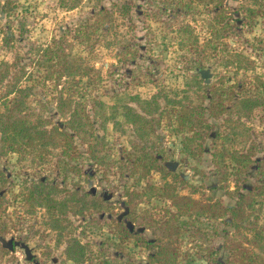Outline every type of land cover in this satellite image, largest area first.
<instances>
[{
    "label": "rangeland",
    "instance_id": "obj_1",
    "mask_svg": "<svg viewBox=\"0 0 264 264\" xmlns=\"http://www.w3.org/2000/svg\"><path fill=\"white\" fill-rule=\"evenodd\" d=\"M5 1L0 0V9ZM10 1V8L4 14L0 11V60L10 62L22 56L21 61L28 64L33 79L24 84L34 85L29 102L38 112L64 126L65 116L56 108L55 87L50 82L43 84L42 71L33 65V47H43L70 32L73 53L95 69L70 89L92 116L101 159H91L89 144L79 137H75L80 151L76 158L64 159L55 149L47 157L25 161H18L16 154L0 153V225L7 227L0 240L7 245L15 241L0 264H76L66 255L67 241L72 237L86 249L84 264H149L152 252L133 239L123 240L115 227L127 212V190L139 195L131 203L135 219H125V223L149 240L158 238L161 231L156 228L154 233L148 224L157 227L166 217V209L174 211L169 201L157 196L156 189L146 188L147 182L158 186L171 176L165 178L152 170L133 185L128 175L130 158L134 153L139 155L143 143L148 149L153 147L167 169L179 177L181 194L232 206L235 195L254 185L261 187L250 211L251 223L239 232L229 224L228 216H201L193 223L190 217L181 216L177 222L181 231L172 236L178 253L175 264H233L236 257L225 246L226 233H235V239L243 245H247V237L264 246V167L259 172L255 161L264 160V106L240 110L235 104L239 98L254 97L264 105V0H226V12L232 18L226 32L221 30L223 23L213 21L209 8L200 5L175 12L174 4L164 5L171 0H129L132 9L127 14L118 10L124 0ZM102 6L113 12L100 36L77 43L71 37L74 30L92 19ZM185 22L194 28L202 45L209 41L211 51L205 55L203 67L209 71L208 82L201 75L197 78L201 83L194 80V70L189 69L190 53L177 48L176 29ZM6 32L13 36L8 43L2 40ZM223 42L230 54L223 50ZM227 58L232 62L228 66ZM211 87H222L226 111L218 118L209 117L206 111L211 129L207 133L201 129L204 139L185 140L191 132L176 130L178 110L190 103H202L207 108ZM153 93L160 95L159 108L152 114L153 133L141 139L123 114L124 106L141 113L134 99H148ZM93 99L102 101L103 109L91 108ZM249 150L254 161L245 167L227 154ZM39 179L61 187L58 198L67 201L69 212L52 216L29 203L24 185ZM84 192H88L86 199H106L98 204L101 211L93 212L89 206L83 214L75 213L84 207L79 201ZM56 217L60 219L58 224L53 221ZM247 246L264 258L263 250Z\"/></svg>",
    "mask_w": 264,
    "mask_h": 264
},
{
    "label": "trees",
    "instance_id": "obj_2",
    "mask_svg": "<svg viewBox=\"0 0 264 264\" xmlns=\"http://www.w3.org/2000/svg\"><path fill=\"white\" fill-rule=\"evenodd\" d=\"M169 2V3H167ZM165 1L164 5L174 4L175 12L182 8L193 10L196 6H205L213 11V21L215 23H223L221 30L226 32L228 25L232 19L226 12V0H171ZM11 1L6 0L1 6V13L10 8ZM118 10L127 14L132 9L129 0H124L119 3ZM113 10L107 6H102L97 9L92 19L78 26L71 37L79 44H83L91 40L93 36L98 38L101 29L107 24ZM264 13V12H263ZM68 33L59 36L58 39H53L50 44L43 47H33L34 51L33 65L38 70H41L43 75L41 80L43 84L52 83L57 91L56 108L58 112L65 116L64 126L52 123L51 119L38 112L37 109L30 104L29 98L34 90V85L24 84L33 79L31 71L27 68L28 64L22 62V56H16L13 61L0 60V153L1 154H16L18 161H25L36 156L42 158L47 157L52 150H59L62 158H76L80 151L75 142V137H79L83 142L88 143L87 153L91 159H101L98 157L96 144L99 141L97 135L93 132L92 116L86 109V105L77 101L74 97L71 87L75 86L81 79L89 77L93 67L85 64L83 57L73 53L72 41ZM177 48L184 52H189L191 65L189 69L194 70V80L201 83L199 69L205 67V55L210 52L209 41L203 45L199 41L197 33L190 23H183L176 29ZM13 38L12 34L7 32L3 36V41L8 43ZM223 50L230 54L227 49V43L223 42ZM214 50L217 46L212 47ZM226 59V65L232 64ZM31 64V63H30ZM198 78V79H197ZM209 106L206 108L200 103L199 105H181L178 110V124L176 128L179 132H191V135H186L185 140L195 141V139L203 140L201 129H206V133L211 129V125L207 122L206 111L209 117L218 118L226 111L225 97L222 87L210 88L208 91ZM158 94V93H157ZM158 95L153 93L148 99L137 97L135 102L141 111L138 112L133 107L125 105L124 115L129 122L134 126V130L139 138L144 139L150 133H153L154 116L152 114L159 108ZM233 94L229 97H232ZM90 107L93 109H103L104 103L97 99L92 100ZM179 104V103H175ZM237 107L241 109H252L257 106H264L263 102L256 100L254 97H242L235 101ZM150 117H146L145 115ZM96 115V113H95ZM94 140L92 143L91 140ZM184 140V141H185ZM201 144V143H200ZM198 145L200 152L201 146ZM228 152V151H227ZM235 163H240L249 166L252 159V152L232 151L227 153ZM132 161L128 175L133 178V185L138 184L142 179L149 176L152 170L158 171L163 177L171 176V180L164 181L161 185H154L147 182L146 188L156 189L157 196L169 201L170 206L174 209H166V217L160 220L158 226L148 224L158 231L161 235L149 240L143 234L134 232L130 229L125 219L134 221L135 210L132 207V200L139 194L134 190H127L128 196L127 212L124 213L116 222L117 228L123 240L133 239L138 245L144 246L152 253L148 255L149 264H175L177 260V248L173 245L172 236L177 235L181 229L177 224L181 216H188L193 223L198 217L223 218L229 217V224L237 230L246 227L251 223L250 211L252 210L255 197L260 193V185H254L253 188L245 193L235 195V202L232 206H226L221 201H201L186 194H181L178 191L179 177L167 169L162 163L163 157L157 156L153 147L148 149L143 143L140 147L139 155L135 153L130 158ZM259 164L258 171L261 172L264 167V160L255 159ZM27 190V200L34 207L44 208L50 215L55 214L65 215L69 212L68 203L65 199L58 198L61 192L60 186L57 183H48L46 179L32 180L28 186L24 185ZM79 198L83 202L84 207L75 213L83 214L84 208L91 206L93 212L99 210L98 204L105 202V198L86 199L88 192ZM2 202L0 201V208ZM3 210V209H2ZM0 209V212L2 211ZM53 221L58 224L60 219L54 218ZM188 224V222H182ZM7 227L0 225V235L6 233ZM260 238L261 231L255 232ZM246 244H251L253 248H258L264 251V246L258 240H250L244 237ZM66 247V255L68 259L76 264H84L85 247L75 238H70ZM15 241H11L9 245L4 244L0 240V261L7 256L11 248L14 247ZM243 245L242 241L235 239V233H226L225 246L232 251L236 259H233V264H264V258L259 253L252 251L250 247Z\"/></svg>",
    "mask_w": 264,
    "mask_h": 264
},
{
    "label": "water",
    "instance_id": "obj_3",
    "mask_svg": "<svg viewBox=\"0 0 264 264\" xmlns=\"http://www.w3.org/2000/svg\"><path fill=\"white\" fill-rule=\"evenodd\" d=\"M199 73H200L201 77L204 78L205 82L209 81V79L207 78V77H209L208 69H204V68L199 69Z\"/></svg>",
    "mask_w": 264,
    "mask_h": 264
}]
</instances>
